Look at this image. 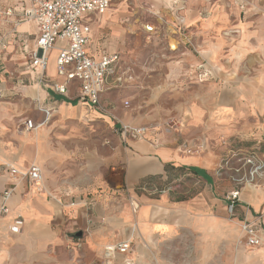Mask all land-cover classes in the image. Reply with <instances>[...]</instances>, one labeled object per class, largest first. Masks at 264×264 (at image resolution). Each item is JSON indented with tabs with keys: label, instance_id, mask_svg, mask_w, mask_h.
I'll use <instances>...</instances> for the list:
<instances>
[{
	"label": "crops",
	"instance_id": "obj_1",
	"mask_svg": "<svg viewBox=\"0 0 264 264\" xmlns=\"http://www.w3.org/2000/svg\"><path fill=\"white\" fill-rule=\"evenodd\" d=\"M125 1L114 0L103 13L84 17L90 36L87 50L94 59L103 52L119 55L99 42L92 43L97 29L111 25L112 14L118 12L116 6ZM225 1L171 0L174 29L170 31L177 43L171 51L174 57L163 85L170 83L172 88V131L148 123H125L147 126L149 131L141 139L124 142V185L116 188L113 174L106 167L95 168L91 163L72 167L65 144L44 138V124L57 105L58 113L67 119L77 114L74 107L79 104L86 112H93L96 119L109 120L111 116L80 99L76 83H71L65 94L52 89L53 82L59 79L56 50L49 52V56L53 53V61L49 64L48 56L42 76L27 66L37 26L19 15L26 0H0L1 11H14L11 16H0V35L7 38V47L0 50V86L5 89L0 98V205L9 208L0 216V264H31L33 255L52 244L66 245L73 251L82 249L80 261L86 264L105 244L127 240L132 250L136 242L169 236L184 224L192 232L197 229L219 241L227 242V236L230 241L236 239L241 230L224 218V193L233 187L230 171H217L230 150L255 149L264 162V0L241 1L239 12L230 13ZM153 29L147 25V31ZM113 35L120 38L119 30L114 29ZM116 41L113 39L110 48L115 49ZM203 72L207 73L205 77ZM225 75H233L229 83ZM117 86L114 77L107 76L100 97ZM166 89L161 86L155 97ZM21 98L34 101L44 115L42 123L33 120L37 127L27 135L15 127ZM44 109L49 110L47 117ZM200 142L206 146L203 153L183 152V146ZM111 159L107 155L105 164ZM233 163L237 165L235 160ZM7 164L18 169L38 165L43 190L37 191L26 178H12ZM166 164L189 169L210 193L206 197L204 193L197 194L186 201H170L165 194L158 198L137 195L136 190L149 187L144 179L163 174ZM132 201L138 203L135 211ZM235 212L237 221L259 226L263 246L254 247L248 256H264V172L253 184L241 186ZM12 226L18 230L13 232ZM77 232L81 235L77 236ZM77 238L83 241L81 248L76 247ZM118 255L125 257L126 264L133 260L128 253Z\"/></svg>",
	"mask_w": 264,
	"mask_h": 264
},
{
	"label": "rangeland",
	"instance_id": "obj_2",
	"mask_svg": "<svg viewBox=\"0 0 264 264\" xmlns=\"http://www.w3.org/2000/svg\"><path fill=\"white\" fill-rule=\"evenodd\" d=\"M241 1L247 2V0H226V11L239 12ZM116 7H119L117 14H112L109 20L113 23L105 29L101 27L97 29L94 34L96 38L93 36L92 43L96 45L99 42L106 49L119 52L116 71L127 74L126 81L118 83L115 89L104 92L100 97L101 106L111 116L110 119H96L92 115L94 113L86 112L81 104L74 107L77 114L72 119H67L58 113L60 108L57 105L56 110L52 111L44 124L47 127L44 138L65 144L68 150L66 158L72 167L89 163L95 168L106 167L108 172L113 174L115 187L122 188L126 164V160L122 157L125 143L114 130V124L116 122L148 123L150 126H160L163 131H172L174 121L169 112L172 106L170 95L172 88L170 83L163 84L167 78L168 66L174 57L171 51L174 50L177 39L170 31V28L174 29L171 15L174 10L171 0H126ZM147 25L153 26L154 29L147 31ZM114 29L119 30L120 38L114 37ZM105 32L107 35L104 34ZM113 39L118 42L115 49L110 48ZM52 61L53 53L49 56V64ZM224 78L226 83H229L233 75H225ZM161 86L167 89L155 97L156 90ZM21 99L23 100L17 106L15 127L20 134H23L24 120L32 119L36 123H42L44 115L39 112L34 101ZM30 133L32 131L28 132ZM232 147L234 148V142ZM107 155L112 156V159L105 164ZM144 180L149 182V187L145 191L136 190L137 195L146 194L158 198L165 194L170 201H186L194 195L210 193L201 180L193 176L189 169L180 165L166 164L163 174L146 177ZM224 218L230 223H235L240 230L235 217H230L224 211ZM257 227L259 228L258 225ZM199 231L194 229L192 232L184 224L169 236L136 242L128 253V257L133 259L130 264H264V256H248L263 244L254 249L248 248L244 244L242 231L232 241L227 236V242L219 241L214 235L204 236ZM203 238H208L210 241L204 242ZM105 245L98 255L86 261V264H126L122 255L116 254L111 259L104 258ZM81 250L73 251L66 245L52 244L49 248L33 255L30 263L85 264L84 261V263L80 261Z\"/></svg>",
	"mask_w": 264,
	"mask_h": 264
},
{
	"label": "built area",
	"instance_id": "obj_3",
	"mask_svg": "<svg viewBox=\"0 0 264 264\" xmlns=\"http://www.w3.org/2000/svg\"><path fill=\"white\" fill-rule=\"evenodd\" d=\"M114 0H26L19 15L25 21H33L37 26L34 48L28 53L27 66L43 75L48 66L49 52L56 50L55 66L58 80L53 82L52 89L58 94H65L71 83H76L78 97L85 100L93 109L106 113L100 103V95L104 89L107 76H112L117 83L127 80V74L116 71L119 60L117 53L103 52L99 59H94L88 53L90 40L88 28L84 25V17L91 13H103ZM13 8L0 10V16H11ZM7 47L6 36L0 35V50ZM207 73H202L205 77ZM5 89L0 86V98L4 97ZM45 116L49 110L44 109ZM114 130L123 142L143 138L149 131L147 126H131L123 122H116ZM32 119L23 122L24 132L36 129ZM206 150L204 142L191 146H183L186 154L197 155ZM237 162L234 166L233 161ZM12 178L16 180L26 178L37 191H42V174L38 165L32 164L27 169H18L7 164ZM229 172V179L233 187L224 193L225 211L230 217H236V205L239 201L240 188L245 184H253L255 178L264 172V162L255 151L230 150L223 156L218 168V174ZM74 202H70L73 205ZM132 210L138 208V203L131 202ZM9 208L0 205V216L7 214ZM240 230L243 233L244 244L254 248L261 244L256 223L240 220ZM16 232L18 227L12 226ZM76 247L81 248L83 241L77 238ZM131 250L130 241L107 244L103 247V257L113 258L116 254H127Z\"/></svg>",
	"mask_w": 264,
	"mask_h": 264
},
{
	"label": "water",
	"instance_id": "obj_4",
	"mask_svg": "<svg viewBox=\"0 0 264 264\" xmlns=\"http://www.w3.org/2000/svg\"><path fill=\"white\" fill-rule=\"evenodd\" d=\"M76 235H77V236L81 235V232H77Z\"/></svg>",
	"mask_w": 264,
	"mask_h": 264
},
{
	"label": "bare ground",
	"instance_id": "obj_5",
	"mask_svg": "<svg viewBox=\"0 0 264 264\" xmlns=\"http://www.w3.org/2000/svg\"><path fill=\"white\" fill-rule=\"evenodd\" d=\"M151 29V28H150ZM28 133L27 132H24L23 135H27Z\"/></svg>",
	"mask_w": 264,
	"mask_h": 264
},
{
	"label": "trees",
	"instance_id": "obj_6",
	"mask_svg": "<svg viewBox=\"0 0 264 264\" xmlns=\"http://www.w3.org/2000/svg\"><path fill=\"white\" fill-rule=\"evenodd\" d=\"M192 171H194V172H196V170H194V169H191Z\"/></svg>",
	"mask_w": 264,
	"mask_h": 264
}]
</instances>
